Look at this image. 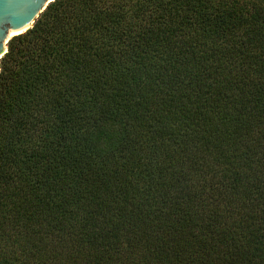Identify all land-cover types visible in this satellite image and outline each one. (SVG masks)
<instances>
[{
    "label": "trees",
    "instance_id": "16d2710c",
    "mask_svg": "<svg viewBox=\"0 0 264 264\" xmlns=\"http://www.w3.org/2000/svg\"><path fill=\"white\" fill-rule=\"evenodd\" d=\"M0 264H264V0H54L13 36Z\"/></svg>",
    "mask_w": 264,
    "mask_h": 264
},
{
    "label": "water",
    "instance_id": "95a60500",
    "mask_svg": "<svg viewBox=\"0 0 264 264\" xmlns=\"http://www.w3.org/2000/svg\"><path fill=\"white\" fill-rule=\"evenodd\" d=\"M54 0H0V60L15 35L31 28Z\"/></svg>",
    "mask_w": 264,
    "mask_h": 264
}]
</instances>
